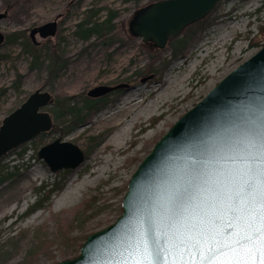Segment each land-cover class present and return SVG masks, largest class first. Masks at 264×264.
<instances>
[{"label": "rangeland", "instance_id": "374dc122", "mask_svg": "<svg viewBox=\"0 0 264 264\" xmlns=\"http://www.w3.org/2000/svg\"><path fill=\"white\" fill-rule=\"evenodd\" d=\"M150 1L0 0V12L7 10L0 20L4 35L23 32L31 42L32 28L56 21L54 35L36 39L52 49L60 40L66 63L51 77L45 65L30 68L32 56L24 51L23 37L1 45L0 89L6 91L0 96V122L38 89L53 100L63 95L78 100L98 85L129 86L107 95L87 124L72 129L57 125L53 104L47 105L43 110L51 115L52 127L0 158V177H7L0 184V264H53L76 257L86 235L121 213L128 180L155 142L264 44L259 29L264 27V0H222L181 53L172 57L169 45L150 49L127 29V19ZM104 7L118 12L119 39L83 41L73 33L87 9L100 8L103 17ZM163 62L168 63L161 70ZM56 138L85 152L76 170L51 172L38 158V149Z\"/></svg>", "mask_w": 264, "mask_h": 264}, {"label": "water", "instance_id": "95a60500", "mask_svg": "<svg viewBox=\"0 0 264 264\" xmlns=\"http://www.w3.org/2000/svg\"><path fill=\"white\" fill-rule=\"evenodd\" d=\"M222 0H158L135 10L127 19L130 36L154 49H164L169 40L179 36L186 27L205 18ZM7 10L0 12V20ZM56 21L29 31L33 44L41 37L54 35ZM5 35L0 32V46ZM127 84L98 85L86 92L98 98L128 88ZM52 96L40 89L27 98L0 123V158L13 148L52 127L51 115L43 108ZM264 126V45L226 74L195 105L182 114L155 142L139 162L121 201V213L105 228L89 234L78 255L53 264H122V253L132 235L145 219L161 227L168 223L165 208L182 198L185 205L184 223L195 224L203 219L195 215L203 208L214 219L211 231L218 239L227 240L228 216L207 207L214 202L220 182L230 170L238 167L230 157L234 146L249 132ZM51 172L77 168L85 153L77 145L56 138L37 152ZM189 245L192 236H184Z\"/></svg>", "mask_w": 264, "mask_h": 264}, {"label": "snow or ice", "instance_id": "6c2138e0", "mask_svg": "<svg viewBox=\"0 0 264 264\" xmlns=\"http://www.w3.org/2000/svg\"><path fill=\"white\" fill-rule=\"evenodd\" d=\"M230 157L238 167L230 170L216 190L214 202L207 207L228 216L227 240L211 231L214 223L203 208L195 215L197 223H184L182 198L165 208L168 223L161 227L145 219L135 229L131 242L122 253V264H264V126L249 132L234 146ZM184 236H192L189 245Z\"/></svg>", "mask_w": 264, "mask_h": 264}, {"label": "trees", "instance_id": "16d2710c", "mask_svg": "<svg viewBox=\"0 0 264 264\" xmlns=\"http://www.w3.org/2000/svg\"><path fill=\"white\" fill-rule=\"evenodd\" d=\"M132 1L138 4L141 0ZM155 1L158 0H151L150 2H147V4ZM103 9H105L106 12L103 17L99 16V11L101 10L100 8L87 9L85 11L84 18L77 22V24L75 25L76 28L73 33L83 41H88L92 37H95L103 40V42L105 43L107 42V44H110L116 39H119L117 32H121V24H118L117 22L118 12L115 10H111L107 7H104ZM207 24H209V20L207 19V17H205L186 27L183 31L186 35H182V37L179 39H171L168 42V45L171 48L172 57L181 53L186 48L188 40L191 39L196 34V32H198L199 30H203ZM259 29L264 32V27H259ZM123 34H125L124 27ZM22 37L24 39V51L28 49L32 56V61L30 65L31 69L35 67L39 68V66L45 65L47 67L48 74L53 77L56 75V72L58 70H60L66 65L65 61L62 60L63 54L61 48L59 47L60 40L57 42V48L52 49L48 44H40L38 46L34 45L32 42H29L27 40L23 32H13L11 34L5 35L4 43H16ZM147 46L150 47V49L152 48L149 45ZM2 58H4V56L2 57L0 55V59ZM167 63L168 62H165L164 65L162 64V66H160L161 70L166 67ZM21 79L22 75L17 73L16 83L19 84ZM5 91V88H1L0 96L4 94ZM107 100V95L98 98H90L88 96H83L81 99L78 100H76L73 96H58L54 98V100L51 102L53 104L51 113L57 125L61 127L68 126L70 129H72L77 126L87 124L89 121V116L98 112L106 104ZM66 117H69V119L67 120ZM90 149L91 147L88 149V151ZM6 179L7 177H0V184L5 182ZM63 232L65 238H67L66 231L63 230ZM88 235H86V237ZM86 237H84V239ZM80 246L81 243L78 247L80 248Z\"/></svg>", "mask_w": 264, "mask_h": 264}, {"label": "bare ground", "instance_id": "6f19581e", "mask_svg": "<svg viewBox=\"0 0 264 264\" xmlns=\"http://www.w3.org/2000/svg\"><path fill=\"white\" fill-rule=\"evenodd\" d=\"M127 131H128L127 129L124 130V131H122V132H121L122 135H124ZM75 170H76V169H75ZM36 173H39V170H36ZM72 175H73V173L69 174V176H68V178H67V182H69V181L71 180ZM66 190H67V189H66ZM66 190H64V191H66ZM55 208H57V206H55Z\"/></svg>", "mask_w": 264, "mask_h": 264}, {"label": "flooded vegetation", "instance_id": "af4514ba", "mask_svg": "<svg viewBox=\"0 0 264 264\" xmlns=\"http://www.w3.org/2000/svg\"><path fill=\"white\" fill-rule=\"evenodd\" d=\"M57 24V23H56Z\"/></svg>", "mask_w": 264, "mask_h": 264}]
</instances>
